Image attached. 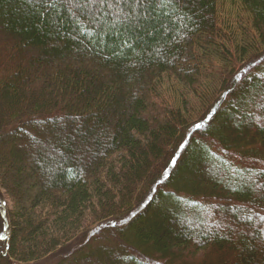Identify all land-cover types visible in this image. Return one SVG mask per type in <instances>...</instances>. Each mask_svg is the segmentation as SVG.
Returning a JSON list of instances; mask_svg holds the SVG:
<instances>
[{
    "label": "trees",
    "instance_id": "16d2710c",
    "mask_svg": "<svg viewBox=\"0 0 264 264\" xmlns=\"http://www.w3.org/2000/svg\"><path fill=\"white\" fill-rule=\"evenodd\" d=\"M0 188V264H264V0H0Z\"/></svg>",
    "mask_w": 264,
    "mask_h": 264
},
{
    "label": "rangeland",
    "instance_id": "374dc122",
    "mask_svg": "<svg viewBox=\"0 0 264 264\" xmlns=\"http://www.w3.org/2000/svg\"><path fill=\"white\" fill-rule=\"evenodd\" d=\"M236 17H240L242 19H237ZM218 38L219 40H222L225 42V44L230 45L232 44L231 40L235 39V41L237 40V38H243L242 35V29L240 27L247 26L248 25V21L246 16L243 13H240L239 8H237L236 11L231 10L230 7L228 5H221V7L218 8ZM231 32H235L233 35V38H228V37H232ZM249 32H251L249 30ZM237 34V36H236ZM228 38V39H225ZM234 44V43H233ZM221 66V65H220ZM236 67H237V63H236ZM216 68V67H215ZM219 67H217L216 70H218ZM173 85V87H172ZM162 90L160 91V95L162 97L163 100H161L162 102L168 103L170 105H174L176 106L177 104L179 105V103H181L180 100V91L179 88L176 86L175 87V81L172 78H166L164 80V82L162 83ZM192 99V98H191ZM200 100H191V104H192V111H194V113H191L190 116L193 120H197V116L200 112V106L201 103L199 102ZM191 111V112H192ZM20 136V135H19ZM19 185L21 186V189H25L26 185H25V181H21L19 183ZM2 202H4V206L8 209L11 205L9 198L6 196V194L4 193V191L0 188V235L3 233V228L5 227L4 225L6 224V219L4 220L2 218ZM254 212H258L257 211V207L254 208ZM7 218V217H5ZM250 218V216H249ZM3 222V223H2ZM264 224V221H261ZM5 231H6V227H5ZM4 237V236H3ZM2 239V238H0ZM70 249V248H69ZM63 252L61 253L62 255L66 254L67 251L65 249L62 250ZM71 251V249H70ZM61 254H57V255H52L47 257L44 261H42V263H37V264H50L52 263V261L54 259H57L59 257H61ZM117 256V255H116ZM119 258V256H117ZM112 259V261L114 262V260H116V257H111L110 260Z\"/></svg>",
    "mask_w": 264,
    "mask_h": 264
}]
</instances>
